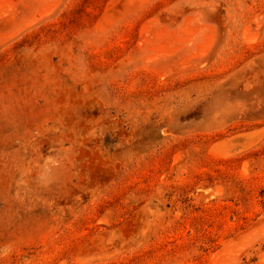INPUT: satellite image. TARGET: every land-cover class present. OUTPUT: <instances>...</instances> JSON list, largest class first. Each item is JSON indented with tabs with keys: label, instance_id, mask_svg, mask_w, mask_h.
I'll return each mask as SVG.
<instances>
[{
	"label": "rangeland",
	"instance_id": "rangeland-1",
	"mask_svg": "<svg viewBox=\"0 0 264 264\" xmlns=\"http://www.w3.org/2000/svg\"><path fill=\"white\" fill-rule=\"evenodd\" d=\"M3 2L0 264H264V0Z\"/></svg>",
	"mask_w": 264,
	"mask_h": 264
},
{
	"label": "bare ground",
	"instance_id": "bare-ground-1",
	"mask_svg": "<svg viewBox=\"0 0 264 264\" xmlns=\"http://www.w3.org/2000/svg\"><path fill=\"white\" fill-rule=\"evenodd\" d=\"M3 2V0H0V3H2ZM4 3V2H3ZM4 4H6V2L4 3ZM5 7H8V6H6L5 5ZM4 7V8H5ZM9 9V8H8ZM4 11H6V8L4 9ZM40 15H41V12H40ZM40 15H38V16H40ZM39 18V17H38ZM37 20V19H36ZM180 23V22H179ZM179 26H181V25H179ZM185 27V26H184ZM184 27L183 28H179L178 27V29H180V31H184ZM153 28V27H152ZM155 28V27H154ZM156 29H158V31L157 30H155L154 29V31H153V34H151V32H150V34L152 35L151 36V38L150 37H145L146 38V43H145V48L147 49V50H150L153 46H155L156 44H161V43H164L165 42V35H164V29H163V31L161 30V28L159 29V28H157L156 27ZM183 29V30H182ZM166 30V29H165ZM174 30V29H173ZM178 31V30H177ZM172 32V29L170 30V33ZM173 33H175V31H173ZM172 33V34H173ZM184 33V32H183ZM169 34V33H168ZM197 34V33H196ZM171 35V34H170ZM181 35V34H180ZM179 35V36H180ZM189 35H191V34H187V32H185V34H183V36H181L180 37V40L179 39H177L176 40V42H175V40H174V42H175V45L174 46H176L177 47V45L179 44V46L180 45H182V44H189L190 46H191V43L192 42H194V43H192V44H195L197 41H196V39H197V37H196V39H194V40H192L191 39V36H190V38H189ZM202 35V37H204L203 36V34H201ZM177 37H178V35H176ZM177 37H175V39L177 38ZM201 37V36H200ZM195 38V37H194ZM199 39H201V38H198L197 40H198V42L200 41ZM203 39V38H202ZM178 41V42H177ZM196 41V42H195ZM202 41V40H201ZM200 41V43L199 44H201V46H203V48H204V46H205V43L206 42H204V45H202L203 43ZM173 42V43H174ZM197 44V43H196ZM198 44V45H199ZM173 45V44H172ZM174 46H172V47H174ZM195 47V48H197L195 45H192V47ZM201 46H200V48H201ZM186 47V46H185ZM183 48V47H182ZM170 49V48H169ZM168 49V50H169ZM198 50H195V51H198L199 53L201 52V50H202V48L201 49H199V47L197 48ZM205 49V48H204ZM202 50V51H205V50ZM200 50V51H199ZM162 51L163 50H161V47L160 46H158V47H155V49L150 53V57H153V58H156V57H160V56H162V55H164L163 53H162ZM166 51H167V49H166ZM170 51V50H169ZM175 51V50H174ZM193 51V50H192ZM169 53V52H168ZM167 53V54H168ZM175 53V52H174ZM198 53V54H199ZM204 53V52H203ZM197 54V53H196ZM197 54V55H198ZM196 55V56H197ZM200 56H201V54H200ZM203 56V55H202ZM147 59V58H146ZM233 264V263H232Z\"/></svg>",
	"mask_w": 264,
	"mask_h": 264
}]
</instances>
